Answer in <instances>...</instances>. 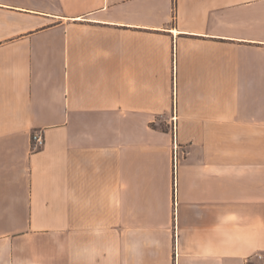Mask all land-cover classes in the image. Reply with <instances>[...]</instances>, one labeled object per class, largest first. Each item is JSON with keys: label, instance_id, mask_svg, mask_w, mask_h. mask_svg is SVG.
I'll use <instances>...</instances> for the list:
<instances>
[{"label": "crops", "instance_id": "crops-1", "mask_svg": "<svg viewBox=\"0 0 264 264\" xmlns=\"http://www.w3.org/2000/svg\"><path fill=\"white\" fill-rule=\"evenodd\" d=\"M0 264H264V0H0Z\"/></svg>", "mask_w": 264, "mask_h": 264}, {"label": "built area", "instance_id": "built-area-1", "mask_svg": "<svg viewBox=\"0 0 264 264\" xmlns=\"http://www.w3.org/2000/svg\"><path fill=\"white\" fill-rule=\"evenodd\" d=\"M45 146V137L40 132L32 133V151L38 152Z\"/></svg>", "mask_w": 264, "mask_h": 264}]
</instances>
